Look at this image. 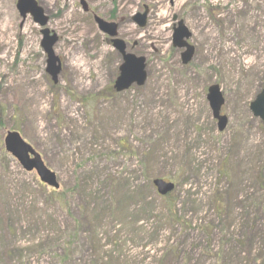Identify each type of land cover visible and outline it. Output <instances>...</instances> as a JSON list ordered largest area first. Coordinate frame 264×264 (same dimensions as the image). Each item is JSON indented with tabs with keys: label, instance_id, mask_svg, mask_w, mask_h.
<instances>
[{
	"label": "rangeland",
	"instance_id": "obj_1",
	"mask_svg": "<svg viewBox=\"0 0 264 264\" xmlns=\"http://www.w3.org/2000/svg\"><path fill=\"white\" fill-rule=\"evenodd\" d=\"M37 1L59 37L57 84L41 28L0 0V264H264V122L249 109L264 88V0H85L88 13ZM93 14L146 58L144 85L113 89L124 61ZM174 17L192 35L188 64ZM11 131L58 191L5 152ZM156 179L175 188L161 197Z\"/></svg>",
	"mask_w": 264,
	"mask_h": 264
},
{
	"label": "water",
	"instance_id": "obj_2",
	"mask_svg": "<svg viewBox=\"0 0 264 264\" xmlns=\"http://www.w3.org/2000/svg\"><path fill=\"white\" fill-rule=\"evenodd\" d=\"M17 9L23 19L30 14L34 22L40 27H45L48 24V17L45 16L44 10L38 6L35 0H19ZM147 15L148 7H145V13L137 14L133 19L137 22L139 27L144 28L147 24ZM95 21L101 32L107 34L111 38L117 36L118 26L116 24L107 23L98 17L95 18ZM41 34L43 36L41 46L48 56L47 73L56 84L58 75L61 71V63L59 58L55 56L53 47L57 43L58 37L55 34L51 36V32L48 29L42 30ZM190 37L191 34L183 25V22H180L178 24V29H175L174 32L173 45L175 48L187 49L183 54L184 64L189 63L194 53V48L187 43ZM112 42L114 47L123 55L124 59V64L120 67V76L115 83V91L117 93L124 92L133 84H137L138 86L144 85L147 78L145 72L146 59L143 57H136L132 54H126V45L122 40L113 39ZM207 99L213 112V117L218 121L219 130L223 131L227 125V118L220 116V111L225 101L218 85H213L209 88ZM250 110L254 117L264 121V91H262L256 97L255 101L251 103ZM4 142L7 152L18 160L24 170L27 172L35 170L43 183L55 189L59 188L55 174L44 165L40 155L22 139L19 133L9 132ZM154 185L158 189L160 195H166L174 189L173 184H168L163 180H156Z\"/></svg>",
	"mask_w": 264,
	"mask_h": 264
},
{
	"label": "bare ground",
	"instance_id": "obj_3",
	"mask_svg": "<svg viewBox=\"0 0 264 264\" xmlns=\"http://www.w3.org/2000/svg\"><path fill=\"white\" fill-rule=\"evenodd\" d=\"M6 28V27H5Z\"/></svg>",
	"mask_w": 264,
	"mask_h": 264
},
{
	"label": "trees",
	"instance_id": "obj_4",
	"mask_svg": "<svg viewBox=\"0 0 264 264\" xmlns=\"http://www.w3.org/2000/svg\"><path fill=\"white\" fill-rule=\"evenodd\" d=\"M264 89V88H263Z\"/></svg>",
	"mask_w": 264,
	"mask_h": 264
}]
</instances>
